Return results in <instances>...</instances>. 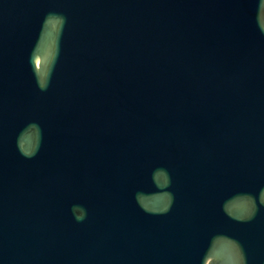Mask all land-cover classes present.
Masks as SVG:
<instances>
[{
    "label": "water",
    "instance_id": "water-1",
    "mask_svg": "<svg viewBox=\"0 0 264 264\" xmlns=\"http://www.w3.org/2000/svg\"><path fill=\"white\" fill-rule=\"evenodd\" d=\"M0 264H264V0H0Z\"/></svg>",
    "mask_w": 264,
    "mask_h": 264
}]
</instances>
